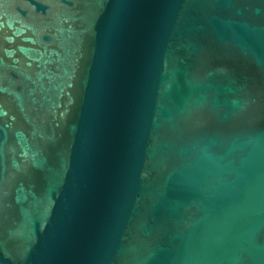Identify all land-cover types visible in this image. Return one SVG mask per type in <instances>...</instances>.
<instances>
[{
    "label": "water",
    "instance_id": "95a60500",
    "mask_svg": "<svg viewBox=\"0 0 264 264\" xmlns=\"http://www.w3.org/2000/svg\"><path fill=\"white\" fill-rule=\"evenodd\" d=\"M0 264H264V0H0Z\"/></svg>",
    "mask_w": 264,
    "mask_h": 264
}]
</instances>
